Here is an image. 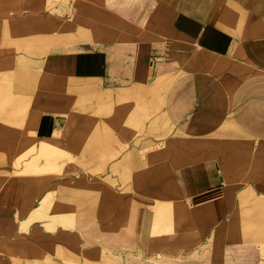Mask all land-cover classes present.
<instances>
[{
    "label": "crops",
    "instance_id": "crops-1",
    "mask_svg": "<svg viewBox=\"0 0 264 264\" xmlns=\"http://www.w3.org/2000/svg\"><path fill=\"white\" fill-rule=\"evenodd\" d=\"M75 1L74 31L34 46L64 86L38 77L18 127L31 163L65 164L64 203L35 194L19 222L0 203V243L17 248L7 258L264 264V0ZM8 28L19 12L0 16Z\"/></svg>",
    "mask_w": 264,
    "mask_h": 264
},
{
    "label": "rangeland",
    "instance_id": "rangeland-1",
    "mask_svg": "<svg viewBox=\"0 0 264 264\" xmlns=\"http://www.w3.org/2000/svg\"><path fill=\"white\" fill-rule=\"evenodd\" d=\"M67 1L5 3L0 0L1 17L19 12L18 31L8 28L5 36L0 35L1 53L5 55L0 60V79L4 80L0 83V117H8L9 127L0 131V203L14 207L18 222L19 201H30L35 194L34 198L39 199L43 206L64 203L65 164L46 161L31 163L33 147L28 145L30 142L22 146V132L18 127L26 122L30 97L38 84L35 80L44 74L43 61L48 55L46 49H34L35 43L42 45L50 38L58 44L60 37H64L65 33L71 34L79 23L80 3ZM16 53H19V59L15 57ZM26 133L29 132L25 131L24 138H35V135ZM40 154L41 160L48 159L50 155L44 148H41ZM51 155H57V152ZM32 170L41 174L33 193ZM72 170L79 168L73 166ZM49 174L55 177H47ZM16 250L15 245L0 243V264L19 262L16 258H7L16 255Z\"/></svg>",
    "mask_w": 264,
    "mask_h": 264
},
{
    "label": "bare ground",
    "instance_id": "bare-ground-1",
    "mask_svg": "<svg viewBox=\"0 0 264 264\" xmlns=\"http://www.w3.org/2000/svg\"><path fill=\"white\" fill-rule=\"evenodd\" d=\"M117 5V4H116ZM115 5V6H116ZM115 8V7H114ZM116 8H118V7H116ZM89 73L91 72V71H88ZM123 72V71H122ZM127 73V72H126ZM43 76H45V78H46V85H50L51 87H54V88H63V84H62V81H60V80H58V79H56V78H54V79H51L50 78V80H48L47 78V76H50V75H48V74H43ZM58 76V75H57ZM140 80H142V79H140ZM140 80H139V83H140ZM122 85V84H121ZM128 86V85H127ZM161 86V85H160ZM154 87V86H153ZM162 87V86H161ZM155 88V87H154ZM156 89V88H155ZM158 90V89H157ZM54 93V92H53ZM139 93V92H138ZM144 95V94H143ZM137 107V106H136ZM139 108V107H138ZM144 110V109H143ZM142 110V111H143ZM145 113V112H144ZM153 116V115H152ZM154 117V116H153ZM149 121V120H148ZM66 122V121H65ZM150 122V121H149ZM56 125V124H55ZM58 125V124H57ZM127 128V127H126ZM134 131V130H133ZM137 132V131H136ZM130 145V144H129ZM82 152V151H81ZM133 152V151H132ZM100 153V152H99ZM83 155V154H82ZM87 155V154H86ZM89 155V154H88ZM91 155V154H90ZM85 156V155H84ZM97 156V155H96ZM140 158V157H139ZM93 159V158H92ZM81 160V159H80ZM86 160V159H85ZM91 160V159H90ZM124 162V161H123ZM81 163H82V161H81ZM148 163V162H147ZM77 166H79V165H77ZM139 169V168H138ZM87 171V170H86ZM124 171V170H123ZM66 174V173H65ZM71 174V173H70ZM74 174V173H73ZM154 174H155V172H154ZM78 175V174H77ZM163 175H164V173H163ZM167 176H165V178H166ZM98 178H100V177H98ZM163 178V177H162ZM169 180V179H168ZM104 181V180H103ZM113 181V180H112ZM123 181V180H122ZM165 181V180H164ZM167 181V180H166ZM106 183V182H105ZM124 183V182H123ZM127 183V182H126ZM164 183H166V182H164ZM128 184V183H127ZM154 184V183H153ZM135 186H136V184H135ZM140 186V185H139ZM115 188V187H114ZM137 188V187H136ZM135 188V189H136ZM118 189V188H117ZM122 189V188H121ZM145 189V188H144ZM146 189H148V188H146ZM72 190V189H71ZM115 190V189H114ZM134 190V189H133ZM116 191V190H115ZM118 193V192H117ZM123 194V193H122ZM139 196V195H138ZM141 197V196H140ZM96 199V198H95ZM79 201V200H78ZM138 202V201H137ZM56 203V202H55ZM76 203V202H75ZM81 203V202H80ZM78 204V203H77ZM84 204V203H83ZM139 205V204H138ZM143 205V204H142ZM63 206V205H62ZM67 208V207H66ZM65 208V209H66ZM77 210V209H76ZM91 210V209H90ZM89 210V211H90ZM93 210V209H92ZM97 210V209H96ZM95 210V211H96ZM55 212V211H54ZM138 212V211H137ZM65 213H66V211H65ZM75 213H77V211L75 212ZM137 215V214H136ZM141 215V214H140ZM78 216V215H77ZM90 216V215H89ZM91 216H92V214H91ZM85 217V216H84ZM137 218V217H136ZM96 219V218H95ZM86 220V219H85ZM95 221V220H94ZM87 224V223H86ZM138 224V223H137ZM82 226V225H81ZM136 227V226H135ZM90 229H91V227H90ZM136 229V228H135ZM139 232V231H138ZM86 237V236H85ZM89 239V238H88ZM92 240V239H91ZM94 241V240H93ZM43 260V259H42ZM27 264V263H26Z\"/></svg>",
    "mask_w": 264,
    "mask_h": 264
}]
</instances>
